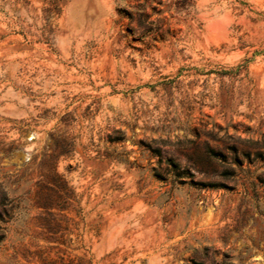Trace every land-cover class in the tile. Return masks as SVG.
I'll use <instances>...</instances> for the list:
<instances>
[{
    "label": "rangeland",
    "instance_id": "1",
    "mask_svg": "<svg viewBox=\"0 0 264 264\" xmlns=\"http://www.w3.org/2000/svg\"><path fill=\"white\" fill-rule=\"evenodd\" d=\"M0 264H264V0H0Z\"/></svg>",
    "mask_w": 264,
    "mask_h": 264
},
{
    "label": "trees",
    "instance_id": "2",
    "mask_svg": "<svg viewBox=\"0 0 264 264\" xmlns=\"http://www.w3.org/2000/svg\"><path fill=\"white\" fill-rule=\"evenodd\" d=\"M168 165L174 170L179 168L178 164L173 159L168 160Z\"/></svg>",
    "mask_w": 264,
    "mask_h": 264
}]
</instances>
